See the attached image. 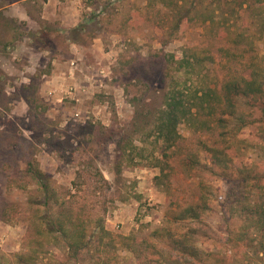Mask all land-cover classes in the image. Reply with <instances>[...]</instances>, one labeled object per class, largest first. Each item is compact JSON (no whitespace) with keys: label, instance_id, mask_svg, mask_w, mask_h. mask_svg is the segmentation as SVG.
<instances>
[{"label":"rangeland","instance_id":"obj_1","mask_svg":"<svg viewBox=\"0 0 264 264\" xmlns=\"http://www.w3.org/2000/svg\"><path fill=\"white\" fill-rule=\"evenodd\" d=\"M9 1L0 0V264H176L171 241L189 228L204 264H264L254 245L227 241L249 224L231 202L264 196V96L235 98L245 127L226 113L214 128L198 108L169 149L155 134L173 90L190 100L233 76L264 81V0H52L59 14L80 5L83 21L68 29L41 19L48 0L21 2L17 16ZM188 48L199 63L179 67ZM196 204V223L176 220ZM71 210L89 244L78 253L54 224Z\"/></svg>","mask_w":264,"mask_h":264},{"label":"trees","instance_id":"obj_2","mask_svg":"<svg viewBox=\"0 0 264 264\" xmlns=\"http://www.w3.org/2000/svg\"><path fill=\"white\" fill-rule=\"evenodd\" d=\"M242 4H249V0H242L240 7ZM239 38L240 36H238L237 41H239ZM187 52L189 54L185 53L184 58L176 60L179 67H193L194 64L196 65V63H199V58L202 52L197 50V48H188ZM255 76H257L256 72L248 75L247 78L242 74L240 76H233L232 78L225 80L219 92H213L212 96L210 94H201L199 96L198 92H195L190 100H186L184 92L176 90H173L172 93L170 92V94L165 96L164 104L162 108L159 109V116L157 117L155 124L156 139L158 141H162L165 145L163 150H167L174 145L175 141L179 137L177 128L182 121L194 122L197 119L198 113L196 110L198 108L208 110V114L215 118L217 126L214 124V128H225L226 122L224 115L226 113L236 116L238 125L245 127L247 125V121L245 120L243 113H237L235 98L237 96H242L244 98L255 100L259 96H264V81L257 80ZM260 109L261 117L264 118V107L262 106ZM259 122L264 124V120H260ZM202 123L206 122L202 121ZM220 134L222 137L226 135L224 133ZM228 149L229 148H226L225 150ZM222 155L224 154L222 153ZM214 159H217L216 163H219V165H223L224 167H226L228 161L231 162L232 160L228 157H223V159H219V157H217ZM194 164L197 165V161L191 159V163L188 166L193 167ZM241 171L242 170L240 169V172ZM27 172L34 175L39 181H41V183H45L43 184V187L48 191V184L46 182L47 176L42 174L37 169L35 163L29 162L27 164ZM262 190L264 191V188H262ZM258 200L259 201L250 203H243L240 199L238 201L235 200L231 202L229 206L230 212L233 214L239 209L238 211L242 212L246 216V222H249V224L244 226L241 230L237 229L234 233H229V235L232 234V237L227 241L233 246L240 245L242 243H245L246 245L249 244L250 246L254 245L256 252L264 253V196L259 197ZM204 210L205 206L201 207L200 204L186 206L185 209L182 210L181 214L176 215V220L182 219V217L185 216L188 219H191L192 222L196 223V221L200 218L199 211L203 212ZM67 214L68 215H66L65 220L61 219L59 222H55L54 224H57L59 231L63 233L64 237H67L68 246L72 252L78 253L80 250L88 248L89 244L85 241L81 227H79V225L77 226L72 221L73 210ZM65 223H69L70 227L64 228L63 225ZM250 231H255V237L253 236L251 238L248 235ZM196 235V230L189 228V231L186 234L181 235L179 238L173 239L172 236H169L170 239H173L171 241V245L173 247L172 251L176 252L179 256V261H176V264L205 263V257L208 254H206V248L201 249L195 245L194 239H196ZM153 261L154 260H150L148 262L153 264ZM17 264H30V260H18Z\"/></svg>","mask_w":264,"mask_h":264},{"label":"crops","instance_id":"obj_3","mask_svg":"<svg viewBox=\"0 0 264 264\" xmlns=\"http://www.w3.org/2000/svg\"><path fill=\"white\" fill-rule=\"evenodd\" d=\"M26 1H28V0H10L9 1V3H10L9 4V9L11 11H13V15H15V16L18 15L17 7L20 5L21 2H26ZM52 3H53L52 0L51 1L48 0L47 3H43V7H44L43 11L44 12H42V14H41V19H43L45 21H47V20H49V21H51V20L52 21L53 20L54 21H58L59 24H60V27H62L63 29L76 27L81 21H83V18H82V15H81V11H80V5H78V3H76L77 6H76L75 3H74L75 5H71L68 8H66L67 7L66 6L65 9H63V12L61 14L57 13L54 10L55 6H52L54 4V3L53 4ZM88 9L90 10V8H88ZM23 19L26 21V23H27L26 26L28 27V22L27 21L31 20V16L30 15L28 16V14L25 13L24 14V18H21V16H20V20H23ZM23 38H24V40H29L28 36H26V37L23 36ZM18 41H20V40L18 39ZM11 42H12L13 45H15V46L17 45V43L14 44L13 41H11ZM11 42H10L9 47L11 46ZM0 45H3V44H1V42H0ZM5 45L6 44H4L3 47ZM72 45L75 46V43H72ZM27 47H28V45H27ZM27 81H29V79H27ZM26 83H28V82H26Z\"/></svg>","mask_w":264,"mask_h":264},{"label":"built area","instance_id":"obj_4","mask_svg":"<svg viewBox=\"0 0 264 264\" xmlns=\"http://www.w3.org/2000/svg\"><path fill=\"white\" fill-rule=\"evenodd\" d=\"M73 65V63H72ZM79 117V114L78 113H75V118H78Z\"/></svg>","mask_w":264,"mask_h":264}]
</instances>
